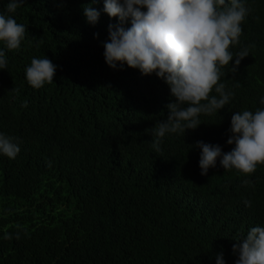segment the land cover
<instances>
[{
  "label": "trees",
  "instance_id": "1",
  "mask_svg": "<svg viewBox=\"0 0 264 264\" xmlns=\"http://www.w3.org/2000/svg\"><path fill=\"white\" fill-rule=\"evenodd\" d=\"M242 2L249 12L231 50L249 56L221 78L234 97L197 129L166 134L159 153L146 130L166 119L170 88L155 73L106 63L108 26L119 19L104 0H25L11 14L27 32L18 50L0 42V133L21 149L0 154V264H217L221 253L235 264L236 240L264 227V165L244 175L218 159L204 176L194 145L231 151L233 113L264 108V0ZM87 4L101 13L95 25ZM34 57L57 65L39 89L25 75Z\"/></svg>",
  "mask_w": 264,
  "mask_h": 264
},
{
  "label": "clouds",
  "instance_id": "2",
  "mask_svg": "<svg viewBox=\"0 0 264 264\" xmlns=\"http://www.w3.org/2000/svg\"><path fill=\"white\" fill-rule=\"evenodd\" d=\"M24 3L8 0L5 10L0 11V42L8 50H18L25 39L26 26L11 15ZM103 11L119 19L108 26L109 40L103 44L106 63L113 69L118 63L121 69L126 64L145 76L155 73L170 88L172 100L166 105V119L146 130L157 153L166 134L185 135L187 130L197 129L201 115L217 113L234 97L221 78L223 68L234 57L232 73L249 56L247 48L237 53L231 50L240 43L241 25L249 12L242 0H104ZM83 14L92 25L101 15L91 4L83 7ZM129 22L131 26L126 27ZM95 35L98 38L99 34ZM7 63L5 52L0 50V69H7ZM56 69L49 58L34 57L25 70L26 79L39 89L53 82ZM260 103L264 105V98ZM229 131L227 143L234 145L229 152L219 144L198 141L194 145L201 149V175L207 176L218 159L225 170L234 168L244 175L264 165V108L234 112ZM20 150L14 137L0 133V154L15 159ZM47 163L51 167V162ZM244 203L251 206L248 200ZM236 241L235 264H264V227H251L245 238ZM217 264H225L222 253Z\"/></svg>",
  "mask_w": 264,
  "mask_h": 264
}]
</instances>
